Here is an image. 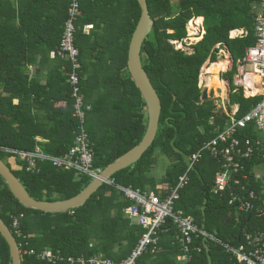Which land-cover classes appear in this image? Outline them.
I'll list each match as a JSON object with an SVG mask.
<instances>
[{
	"label": "trees",
	"instance_id": "trees-1",
	"mask_svg": "<svg viewBox=\"0 0 264 264\" xmlns=\"http://www.w3.org/2000/svg\"><path fill=\"white\" fill-rule=\"evenodd\" d=\"M70 1L0 0V149L32 152L40 145L44 153L57 157L65 155L73 144L76 122L71 111L50 128L38 121L37 110L43 106L39 100L44 96L38 90L44 88L38 86L36 78L30 79L27 71V65L36 63L38 56L45 62L58 46ZM77 1L81 11L77 26L92 25L87 35L81 29L77 31L75 46L81 64V92L91 106L86 130L93 143V168L103 170L135 147L146 130L145 104L127 70L128 47L141 11L136 0ZM254 4L253 0H147L153 28L141 53L145 55L143 68L161 102L155 140L138 162L112 177L113 185L104 184L83 207L62 214L24 208L0 177V219L19 246L21 264H46L36 256L23 254L31 249L37 253L45 249L60 251L65 257L102 255L117 263L131 254L143 230L125 218L123 210L130 203L115 186L167 195L186 172L191 155L223 130L228 120L223 110L216 109L214 103L194 102L201 93V68L206 62L218 61L217 45L225 47L232 62L231 70L220 77L228 82V106L238 108L239 118L261 100L259 96L245 98L242 88L233 83L237 62L256 45L254 27L259 8L254 10ZM192 18L198 19L197 23L202 18L203 23L197 36L188 37L186 25ZM233 30H244L247 35L230 39ZM171 42L182 43L192 53L176 49ZM62 79L70 95L67 77ZM50 92L49 87L48 100ZM36 137H49L51 142L38 144ZM239 137L250 138L255 146L259 139L251 130ZM262 144L260 141V148ZM159 156L169 162L159 182L162 188L150 176ZM9 157L14 156L0 150L1 161ZM15 159V168L6 165L38 201L70 199L91 181L48 163L41 165L39 173H28ZM241 164L243 170L233 177L239 184L231 185L232 189L220 196L214 195V178L222 170V162L203 151L174 204V211L192 218L199 230L232 247L238 246L245 234L264 233V214L240 211L238 201L229 203L234 194L243 196L248 191L264 196L254 173L264 164L263 153L255 151ZM20 214L24 240L11 228L10 217ZM178 236L177 228L167 219L159 233L158 252L144 255L137 264H181L176 260L181 254ZM193 247L200 252L194 251L187 264H237L210 239H194ZM10 261L9 248L0 235V264Z\"/></svg>",
	"mask_w": 264,
	"mask_h": 264
},
{
	"label": "built area",
	"instance_id": "built-area-1",
	"mask_svg": "<svg viewBox=\"0 0 264 264\" xmlns=\"http://www.w3.org/2000/svg\"><path fill=\"white\" fill-rule=\"evenodd\" d=\"M254 10L259 8L256 13L254 34L256 45L247 49L242 61H238L239 84L245 98L259 96L261 100L250 111L241 117H237L238 108L231 111L224 109L228 120L223 130L217 134L211 141L202 145L201 149L193 153L189 159L186 172L178 178L175 187L169 190V193L162 196V192L135 190L132 187L115 186L130 206L123 210L124 216L131 223L136 224L143 230L131 254L120 262H115L102 255L86 258L84 256L71 257L63 256L60 251L50 249L36 252L34 250H24L23 254L36 256L41 262L46 264H137L138 260L144 255H155L158 252L159 233L167 219H170L177 228L178 244L181 254L176 257L178 263L187 264L193 255V252H200V248L193 247V241L197 238L210 239L214 243L222 246L224 251L234 258L237 264H264V233L245 234L242 242L232 247L224 244L216 238L199 230L192 218H184L179 212L174 211L175 201L179 198V191L188 182V173L199 161L203 151L210 154L211 157L219 159L222 162V170L216 174L212 192L220 196L226 190H231V185H238L237 179L233 178L243 170L241 161L252 157L255 151H261L264 158V0H253ZM80 6L77 0H71L66 13L63 33L58 46L50 53L52 59L62 60L69 66L65 70L67 83L70 87V97L72 100V118L76 122L73 132V144L69 151L62 156H51L44 154L38 148L32 152H20L8 149H0L17 158L28 173H39L42 164H50L53 168L61 171H74L77 174L87 176L90 180L97 178L101 170L93 168L94 149L86 130V118L91 111V106L84 101V96L80 88V70L79 51L75 46V36L81 29L83 34H89L91 25H84L82 28L77 26L80 17ZM197 20L192 18L186 25L188 37L197 36L200 32L202 23L197 24ZM247 35L243 30H235L229 33V38H242ZM190 44L189 42H185ZM179 50H183L182 43L171 42ZM256 86L259 93L254 96H248L246 83ZM201 89L202 87L199 86ZM222 99V98H221ZM251 130L259 135L257 145L248 137L240 138L239 135ZM262 142L263 148L259 147ZM106 185H113L112 179ZM244 191V189H242ZM239 202V210L244 212L254 211L264 214V196H258L254 191H248L243 196L233 195L230 204ZM256 202L257 204L253 203ZM23 218L11 216V228L18 238L24 240L19 229V220ZM19 247V246H18ZM193 247V248H192ZM21 255V252H20Z\"/></svg>",
	"mask_w": 264,
	"mask_h": 264
},
{
	"label": "water",
	"instance_id": "water-1",
	"mask_svg": "<svg viewBox=\"0 0 264 264\" xmlns=\"http://www.w3.org/2000/svg\"><path fill=\"white\" fill-rule=\"evenodd\" d=\"M136 1L141 13L128 47L127 70L136 88L141 94L147 114L146 130L141 141L131 150L101 170L98 177L91 180L79 194L70 199L55 202H45L33 199L18 178L12 173L10 168L0 160V177L7 185L12 196L24 208L49 214H62L83 207L99 188L110 181L116 173L125 170L138 162L153 144L159 126L161 102L143 68L142 58L145 55L141 53L143 43L152 31L153 20L148 11L147 0ZM194 102L197 105L214 103V98L209 97L208 90L204 88L201 90L200 96L195 98ZM222 108L223 106L220 109ZM0 235L9 248L10 264H21V255L18 244L1 219Z\"/></svg>",
	"mask_w": 264,
	"mask_h": 264
},
{
	"label": "crops",
	"instance_id": "crops-1",
	"mask_svg": "<svg viewBox=\"0 0 264 264\" xmlns=\"http://www.w3.org/2000/svg\"><path fill=\"white\" fill-rule=\"evenodd\" d=\"M199 19H201L200 23H203V19L202 18H199ZM216 48H220L219 45H217ZM223 48L225 49V47ZM50 53H49L47 60H45V62L43 61L41 62V57L38 56L36 63L32 65H27V71H28L29 78L30 79L36 78L38 81V86L44 88V91H41V88L38 90L39 95L41 94L44 96H42L41 99L39 100V104L43 106L42 108L37 110V119L39 122L46 124L47 128L52 127L54 125L55 120H59V119L63 120L67 114H71L72 112V100L69 95L68 88L66 87L65 81L63 82V79H62L63 77H66L65 70L67 68V63L62 60L52 59L50 57ZM227 58L229 60L228 70L229 69L231 70L232 62H231V59L228 53H227ZM218 60H220V58ZM205 64L204 65L207 66L210 63L206 62ZM230 65H231V68H230ZM222 73H225V72H220L218 76L221 77ZM237 74H238V66H237L236 75ZM53 76H55V78H53ZM49 87H50L51 92H50V96L48 100L47 97L49 94L47 92H49ZM204 88L209 89V88H206L205 86ZM14 103H17V101L15 100ZM235 107L236 106H234L233 109ZM94 121L97 126H100L102 124L99 120L97 121L96 118ZM35 140L38 144H43V145L50 144L51 142V139L49 137L47 138L36 137ZM36 148H38L41 152L44 153V150L40 145L37 146ZM254 173H255L257 180L261 184L262 192L264 193V164L258 165L255 168Z\"/></svg>",
	"mask_w": 264,
	"mask_h": 264
},
{
	"label": "rangeland",
	"instance_id": "rangeland-1",
	"mask_svg": "<svg viewBox=\"0 0 264 264\" xmlns=\"http://www.w3.org/2000/svg\"><path fill=\"white\" fill-rule=\"evenodd\" d=\"M182 49L187 54H191L192 53V50L187 48V47H182ZM225 56L227 57V53L225 52V49L223 47L219 48L218 59L220 58V60H223L224 58H226ZM205 65L200 70L199 82H198V87L199 86L202 87L201 89L199 88L200 90H203L204 86L206 85L205 73H207L208 75H214V74L215 75H219V73H220V71H212L211 70L212 69L211 67H212L213 63L212 64L210 63L207 66H205ZM230 68H231V65H230ZM202 70H204V71H202ZM201 77H202V79H201ZM218 77L220 78V76H218ZM239 80H240L239 77L236 78V76H234L233 83L238 85L239 84V82H238ZM222 81H223V84L226 86L225 94L223 92H220V90H218L219 88L209 87V89H207L208 93H209L208 96L214 98V106L216 107V109H219V110H224L225 109L226 111H231V110H233L234 106L233 107L228 106V98H227V95H229L228 82L225 81V80H222ZM214 86H219V85H214ZM222 106L224 107V109H220ZM145 116H146V120H147L146 110H145ZM14 159H15V157H13V158L9 157L8 159L4 160V163L8 164L11 168H15L16 167V159L15 160ZM168 165H169V162L167 161V159H165L164 157L159 156L158 159H157L156 167L154 169H152L151 172H150V176L153 177V179L158 183L157 184L158 188L159 187H161V188L163 187V185L160 184L159 182H161V180L163 178V175L165 173L166 167Z\"/></svg>",
	"mask_w": 264,
	"mask_h": 264
},
{
	"label": "bare ground",
	"instance_id": "bare-ground-1",
	"mask_svg": "<svg viewBox=\"0 0 264 264\" xmlns=\"http://www.w3.org/2000/svg\"><path fill=\"white\" fill-rule=\"evenodd\" d=\"M228 67H229V60L226 57L223 60H218L216 63H213L211 70L212 71L226 72L228 70ZM202 71H204V70H202ZM205 76H206V79H205V82H206L205 87L206 88H209V87L221 88L222 92L225 94L226 86L223 84V81L218 77V75H215V74L214 75H208L207 73H205ZM201 79H202V77H201ZM214 85H219V86H214ZM245 85H246L247 89L252 88V91H250V92L246 90V94L248 96H254V95L259 93V90L256 86L253 87V85H251L249 82H247Z\"/></svg>",
	"mask_w": 264,
	"mask_h": 264
},
{
	"label": "flooded vegetation",
	"instance_id": "flooded-vegetation-1",
	"mask_svg": "<svg viewBox=\"0 0 264 264\" xmlns=\"http://www.w3.org/2000/svg\"><path fill=\"white\" fill-rule=\"evenodd\" d=\"M218 90H220V92H222L221 88H219Z\"/></svg>",
	"mask_w": 264,
	"mask_h": 264
}]
</instances>
